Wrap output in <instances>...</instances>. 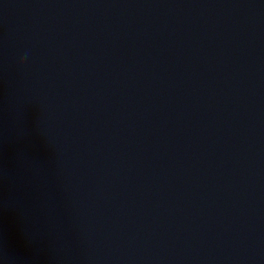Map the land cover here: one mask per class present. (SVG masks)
I'll return each mask as SVG.
<instances>
[{
    "label": "water",
    "instance_id": "1",
    "mask_svg": "<svg viewBox=\"0 0 264 264\" xmlns=\"http://www.w3.org/2000/svg\"><path fill=\"white\" fill-rule=\"evenodd\" d=\"M0 264H264V0H0Z\"/></svg>",
    "mask_w": 264,
    "mask_h": 264
}]
</instances>
